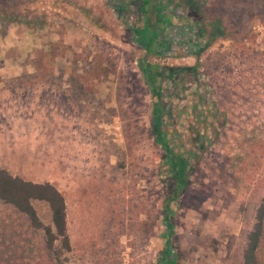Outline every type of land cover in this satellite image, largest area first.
Returning a JSON list of instances; mask_svg holds the SVG:
<instances>
[{
	"label": "rangeland",
	"instance_id": "1",
	"mask_svg": "<svg viewBox=\"0 0 264 264\" xmlns=\"http://www.w3.org/2000/svg\"><path fill=\"white\" fill-rule=\"evenodd\" d=\"M136 2L0 0V14H47L40 31L0 30V169L62 195L69 250L61 264H240L264 191L262 0L167 1L174 18L218 20L225 33L202 48L174 19L161 51L146 58L185 68L201 49L194 72H175L163 86L162 138L187 167L164 256L165 153L137 67L143 51L124 26L135 20L121 14ZM31 204L49 225L46 204ZM0 264H57L42 229L2 201Z\"/></svg>",
	"mask_w": 264,
	"mask_h": 264
},
{
	"label": "trees",
	"instance_id": "2",
	"mask_svg": "<svg viewBox=\"0 0 264 264\" xmlns=\"http://www.w3.org/2000/svg\"><path fill=\"white\" fill-rule=\"evenodd\" d=\"M136 1L132 7L126 6L123 8L121 14L124 13L125 17L130 16L135 20L128 27L125 24L124 26L126 31L131 33L136 46L143 51V56L137 61V67L148 93L150 118L152 127L155 130L156 141L165 153L167 187L163 210L164 244L166 246V250L163 251L164 256L168 254L167 252L171 245L172 226L169 218L170 208L187 186V167L183 155L172 152L162 138L163 86L167 77L169 78L175 72H194L198 67L197 53L201 49H197L195 52L196 60L194 65L185 68L150 64L146 61V58L156 55L161 51L160 48L163 45L165 33L174 19L180 23L183 21L182 25L185 26L186 31L190 30V34L194 32L196 40L200 41L203 39L204 46L202 48L212 44L217 37L224 36L225 31L218 20L215 23H208V21L204 22L202 20L199 23L193 22L191 16L187 13L186 16L182 15V11L181 13L177 11L176 18H174V13L167 8L168 0ZM206 1L202 0V4ZM240 1L244 5H249V0ZM260 5L259 8H262L264 18V0H262ZM176 7L178 9L179 5H176ZM16 12L9 10L0 14V30L3 33L2 35L5 34L7 26H23L25 28L32 26L34 31H40L43 26L47 25L46 13L34 12L36 17L29 18L24 14H17ZM200 12L198 10L196 13ZM244 53L246 54L244 48L239 51V54ZM41 62V56L31 60V65L35 68V72L39 68L38 63L40 64ZM0 201L11 205L16 211L25 215L33 228L42 229L45 247L51 253L54 261L57 264H61L62 252L69 250V241L66 235L65 205L59 191L50 183L25 181L11 176L5 170L0 169ZM32 201H40L46 204L49 210V225L44 226L40 223L31 204ZM56 243H59L58 247ZM156 264H173V262L171 259L162 257ZM240 264H264V191L253 210L251 225L243 237Z\"/></svg>",
	"mask_w": 264,
	"mask_h": 264
},
{
	"label": "crops",
	"instance_id": "3",
	"mask_svg": "<svg viewBox=\"0 0 264 264\" xmlns=\"http://www.w3.org/2000/svg\"><path fill=\"white\" fill-rule=\"evenodd\" d=\"M43 96H39V95H37L35 98L36 99H38V98H42ZM44 98V97H43Z\"/></svg>",
	"mask_w": 264,
	"mask_h": 264
}]
</instances>
